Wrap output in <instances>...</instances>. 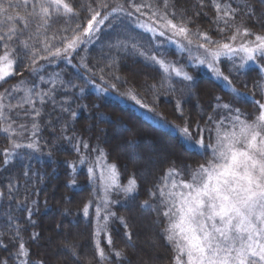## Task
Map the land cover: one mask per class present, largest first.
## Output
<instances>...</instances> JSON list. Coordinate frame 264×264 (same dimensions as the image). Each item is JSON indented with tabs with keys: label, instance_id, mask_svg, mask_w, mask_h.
I'll list each match as a JSON object with an SVG mask.
<instances>
[{
	"label": "trees",
	"instance_id": "16d2710c",
	"mask_svg": "<svg viewBox=\"0 0 264 264\" xmlns=\"http://www.w3.org/2000/svg\"><path fill=\"white\" fill-rule=\"evenodd\" d=\"M83 2L74 0V5L79 7ZM136 2L162 6V0ZM231 2L233 7L249 3L257 12V17L252 20L237 16L234 24L243 21L253 32L264 33V27L256 22L264 20V5L259 0ZM108 3L110 6L127 5V0H108ZM204 3L205 7L200 9L198 0H175L177 10L186 9V15L192 18L188 27L193 33L198 29L213 40L226 41L233 30L218 31L225 26L222 22L219 25L214 23L216 13L209 0ZM198 11L200 16L195 15ZM144 12L145 15L122 16L113 21L111 28L106 21L89 43L82 44L71 54V63L63 58L40 60L41 67L36 72L25 67L30 64L29 50L22 45H10L17 49L16 63L13 74L0 81V93L11 90L12 86L18 91L3 100L10 106L4 109L5 115L15 121L16 132H21L18 125L27 129L22 135L13 136L15 142L27 145L34 139L39 150L16 149L9 163L4 165V150H11L12 140L8 138L10 133L0 131V191L4 192L0 197V239L8 245L7 249L0 247V260L7 258L9 264H19L18 260L14 262L9 257L17 246L9 240L19 225L20 235L30 251L28 259L33 262L173 264L174 246L166 241L163 231L167 219L162 215L165 210L162 201L166 196L160 195V189L165 184L170 188L175 179L189 180L200 164L212 159V149L188 146L178 133L143 116L127 101L126 95L129 92L136 94L142 105L148 106V112L162 124L187 126L194 140L203 136L205 145L214 144L218 124L223 127V122L237 115L235 109L240 110L241 119L251 121L258 115V106L253 104L252 97L255 91L254 98L264 102L260 91L264 87V72L259 67L264 65V59L258 57V65L240 67L237 61L220 58L217 68L229 78V86L222 77L216 78L210 71L189 64L185 52L179 48L158 45L156 39H161L160 36L138 26L140 19L151 16L150 9H144ZM85 16L86 13L81 11V19L54 20L46 34L49 39L53 35L59 37L61 28L86 23ZM33 31L34 27L26 35ZM25 38L20 37L21 40ZM37 38L43 40V35ZM191 38L204 43L195 35ZM118 41L127 42L128 48L116 47ZM51 42L61 46L59 39ZM132 44H137L150 56L163 59L192 79L167 74L158 64L133 51ZM34 46L42 47L41 44ZM2 51L0 48V53ZM41 55L47 53L42 51ZM28 90L32 93L30 97ZM37 92L47 94L43 102L35 95ZM29 98L32 104L25 102ZM223 104H230L233 111L224 109ZM34 110L40 112L38 117ZM10 122L0 119V128ZM33 123L38 125L35 137ZM81 142L87 143L88 147H83ZM95 155H102L108 164L116 166L119 185H125L132 178L136 180L134 199L132 196L119 199L104 209V212H114L127 220L132 232L131 242L124 236L126 230L115 217L110 219L106 231L112 237L111 247L107 244L105 232L95 236L96 207L103 201L98 180L91 177L87 169L89 161L95 162ZM81 158L84 163H80ZM170 168L175 171L165 179ZM72 179L76 184L69 183ZM9 183L13 184L11 193L7 188ZM164 191L167 193L168 188ZM89 201V214L85 217L82 208ZM143 201H148L153 208L141 207ZM29 209L32 211L30 219ZM33 233H39L35 240L31 239ZM97 239L109 254L108 260L100 261L97 256ZM64 245L74 246L79 259L73 257ZM113 250L122 251L124 255L118 258Z\"/></svg>",
	"mask_w": 264,
	"mask_h": 264
},
{
	"label": "snow or ice",
	"instance_id": "6c2138e0",
	"mask_svg": "<svg viewBox=\"0 0 264 264\" xmlns=\"http://www.w3.org/2000/svg\"><path fill=\"white\" fill-rule=\"evenodd\" d=\"M216 15L213 18L214 23L219 25L221 22L224 28H218V31L224 32L232 29V35L227 40H213L206 32H200L198 29L195 33L188 27L192 18L186 15V9L177 10L175 0H162V6L137 3L136 0H127L124 3L110 6L108 0H84L79 7L74 5V0H0V48L3 49L0 54V81L13 74L12 69L16 63L15 54L17 49L10 47L12 44L22 45L23 48L30 52V64L25 65L26 69L31 72L39 70L41 65L38 61H51L55 58L66 59L71 63L70 56L85 43H89L92 38L101 31V25L108 22V27L113 26V21L120 20L122 16L132 17L135 14L145 15L144 9L151 10L150 18L154 20L158 27H153L147 23H141L138 26L146 31L164 36L166 31L172 33L169 39L174 37L182 38L190 46L193 40L192 35L204 43H198L197 48L204 49L205 59H199L200 64L207 66L218 77H222L231 86V81L227 76L216 67L221 56L229 58L240 56L243 67L248 62H257L258 57L264 59V33H255L249 27H246L242 21L239 25L234 24L237 16H247L249 20L257 17V12L249 3L233 7L231 0H209ZM264 5V0H259ZM198 7H205L204 0H198ZM15 9V11H13ZM23 10V14H21ZM81 11L86 13L83 17L86 23H77L74 27L61 28L60 35H53L51 39L47 36L54 20L64 19L66 22L72 19H81ZM200 16L201 12H196ZM264 27V20H257ZM34 31L26 35L30 29ZM43 35V40L37 37ZM21 36H26L21 40ZM254 37V39H248ZM59 39V47L51 41ZM241 42L236 45L235 42ZM29 41H33L32 44ZM35 44H41L42 47H35ZM215 46V47H211ZM116 47L128 48V43L118 41ZM184 47L183 44L180 45ZM133 51L139 53L146 60L158 64L166 73L175 72L177 76L183 75L185 80H191L192 77L179 69L166 64L163 59L155 55H148L147 52L139 49L137 44H132ZM47 55H41V52ZM85 67L87 65L85 64ZM260 71L264 72V65H260ZM103 71V69H101ZM43 79V77H41ZM115 87V85H113ZM13 91H18L16 86L11 90L5 89L0 93V119L11 121L7 126L0 128L4 133H10L9 140H12L11 150H4L3 164L7 165L15 150L28 147L39 150V146L33 139L27 145L17 143L13 139L14 135H22L26 131L24 125H18L21 132H16L13 127L14 120L5 115L4 109L7 106L3 103L6 96H10ZM233 91H237L233 88ZM264 95V87L260 89ZM29 97L31 90H28ZM43 102L44 95L39 92L35 93ZM130 98L137 104H142L137 95L129 92ZM255 91L253 92L252 102L258 106V115L251 121L241 119L239 109L230 121V128L217 127L215 144L205 145L203 136L199 140H194L192 133L187 126L180 128L184 137L198 148L210 147L212 149V159L198 166V171L191 176V182L181 180L179 185L175 181L169 188L165 184L160 189V195L166 196L162 201L165 210L162 215L167 219V225L163 229L166 241L174 246L173 264H264V102L256 100ZM220 98L217 97V100ZM32 104L29 98L25 101ZM22 106V105H21ZM221 107V105H217ZM15 107V106H11ZM143 107H148L143 104ZM179 108V104L177 105ZM224 109L233 111L230 104H223ZM28 113L26 112L25 115ZM34 115L39 116L40 112L34 110ZM75 116V113H72ZM211 119V117H209ZM33 137L38 131V125L32 124ZM83 147L87 148V143ZM77 151L79 147L77 146ZM80 163H84L81 158ZM70 167L75 169L74 165ZM110 183L106 184L105 196L103 198L104 209L108 208V191L115 187L124 192L125 197H130L137 192V183L134 178L130 179L126 185H119L116 179V166L110 165ZM175 169H169L167 177L171 176ZM89 175H93V168H88ZM27 175V173H25ZM102 178L103 174H102ZM70 184H76V180L69 181ZM178 186L182 190L175 191ZM8 191L11 193L13 184L9 183ZM168 188L167 193L164 189ZM155 195V193H150ZM4 195L0 191V197ZM134 199V196H132ZM91 201L84 204L82 208L85 217L89 214ZM143 208H153L148 201H143ZM102 209L96 207L97 227L95 236L99 237L102 231H107V222L109 217H115L126 230L124 236L131 242L132 232L129 230L127 220L116 216L114 212L106 211L103 215L104 224L101 225ZM32 211L28 210L29 219ZM11 219V217H9ZM34 223V221L32 222ZM21 229L16 225L15 232L10 237L9 243L16 244V251L10 252L9 257L13 261H19V264H44L43 260L30 261V251L26 247L20 235ZM2 235V234H0ZM39 233H33L31 239L35 240ZM107 244L112 246L113 241L111 234H107ZM0 247L5 249L8 245L0 239ZM69 253L79 259L76 248L72 245H64ZM96 254L100 261L109 259L103 247L100 246L99 239L96 240ZM116 257H122V251L113 250ZM0 264H9V260H0Z\"/></svg>",
	"mask_w": 264,
	"mask_h": 264
},
{
	"label": "rangeland",
	"instance_id": "374dc122",
	"mask_svg": "<svg viewBox=\"0 0 264 264\" xmlns=\"http://www.w3.org/2000/svg\"><path fill=\"white\" fill-rule=\"evenodd\" d=\"M138 23H139V24H141V23H147V24H149V25H151V26H153V27H158V25H156L155 22H154V20L151 19V18H142V19L139 20ZM142 29H144V28H142ZM150 33L161 37V39H156V42H157L158 45H167V44H169V45H172V46H175V47L179 48L180 50H182V51L185 52V54H186V56H187V58H188V63H189V64L200 66V67H202V68H204V69L210 71L211 74H212L213 76H215L216 78H219V79H220V77H218L216 74L213 73V71L207 66V64H200V63L198 62V58H199V59H205L204 49H202V48H197V44L200 43V42H196V41H194V40L190 37V38L193 40V44H192V45L190 46V48H189V46L187 45V42L184 41L182 38L174 37L173 39L170 40V39H169V36L172 35V33H171L170 31H166V34H165L164 36L159 35V32H158V31H157L156 33H152V32H150ZM248 39H254V37H251V38L249 37ZM240 42H241L240 40H237V41L235 42V44L238 45ZM181 44H183L184 47H181V46H180ZM0 54H2V52H1ZM220 58H229V57H228V56H221ZM220 58H219V59H220ZM230 59L233 60V61H237V63L241 65L240 56L231 57ZM250 65H258V62H255V63H254V62H248V63L245 64L243 67H247V66H250ZM216 67H217V64H216ZM181 72H182V71H181ZM167 74H169V75H172V74L176 75L174 71L171 72V73H167ZM126 96H127V101L130 102V103H132L133 106H134V107H135V108H136V109H137V110H138L143 116H145L148 120H150V121H152V122H153V120H155L156 123L160 124L161 126L166 127V128H169L172 132L178 133V134L181 136V138L185 141V143H186L188 146H190V147H194V148H198V147L194 146L189 140H187V139L184 137V135H183V134L181 133V131H180V127H177V126H175V125H170V126H169V125H166V124H162V121L158 120L157 117L155 118L154 116H152V115H151L152 113L150 114V113L148 112V110H147L146 107H143L142 104H137L135 101H133V100L130 98L129 95H126ZM234 116H235V115H233V116L230 118V121L232 120V118H233ZM150 118H151V119H150ZM230 121L223 122V128H230V127H231ZM199 139H200V138H199ZM199 139H198V140H199ZM215 142H216V138H215L214 144H215ZM93 158H94L95 162H93V161H92V162L89 161V166L87 167V169L90 168V167L93 168V173H94V174L91 175V177H95V179L98 180V183H99L100 188H101V194H102L101 198H102V200H103V198H104V196H105V187H106V184H107V183H110V171H109V166H110L111 164H108V163L106 162V160L102 157V155H99V156L95 155V156H93ZM197 171H198V170H197ZM116 173H117V172H116ZM102 174H103V177H104V178H102ZM116 179H117V181H118V176H117V175H116ZM129 180H130V179H129ZM129 180H128V181H129ZM173 181H175V182L177 183V185H179V182H180L181 180L175 179V180H173ZM173 181L171 182V184L173 183ZM185 181H186V182H191V178H190L189 180H185ZM127 183H128V182H127ZM127 183H126V184H127ZM126 184H125V185H126ZM171 184H170V187H171ZM121 186H123V185H121ZM180 190H182V186H178V187L175 189V191H180ZM107 195H108L109 203H116L117 200H119V199L122 200L123 198H126L124 192L121 191V190L118 189V188H115V187L109 189ZM114 198H115V199H114ZM117 198H118V199H117ZM100 207H101V209H102V212H101V218H102L103 215L105 214V212H104V204H103V201H102V205H101ZM110 219H112V217H109V220H108V222H107V225H108ZM99 223H100L101 225L104 224V220H103V218L99 221ZM96 227H97V222H96ZM95 230H96V229H95ZM104 232H105V231H103V233H104ZM105 239H106V241H107V233H106V232H105Z\"/></svg>",
	"mask_w": 264,
	"mask_h": 264
}]
</instances>
